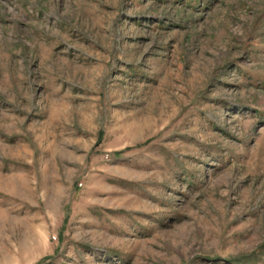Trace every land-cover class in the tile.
Wrapping results in <instances>:
<instances>
[{
  "label": "rangeland",
  "instance_id": "rangeland-1",
  "mask_svg": "<svg viewBox=\"0 0 264 264\" xmlns=\"http://www.w3.org/2000/svg\"><path fill=\"white\" fill-rule=\"evenodd\" d=\"M0 264H264V0H0Z\"/></svg>",
  "mask_w": 264,
  "mask_h": 264
}]
</instances>
